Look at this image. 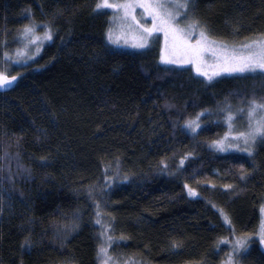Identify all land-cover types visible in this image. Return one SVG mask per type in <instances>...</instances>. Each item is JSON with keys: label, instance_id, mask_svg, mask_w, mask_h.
I'll use <instances>...</instances> for the list:
<instances>
[{"label": "trees", "instance_id": "obj_1", "mask_svg": "<svg viewBox=\"0 0 264 264\" xmlns=\"http://www.w3.org/2000/svg\"><path fill=\"white\" fill-rule=\"evenodd\" d=\"M98 3L0 0V72L17 77L0 89V264H101L108 246L117 264H220L223 247L240 264H264V146L250 157L212 145L228 104L233 113L264 99V76L208 81L164 64L158 43L116 47ZM195 5L220 38L264 34V0ZM31 24L48 25L52 40L8 58ZM197 117L193 132L186 122ZM235 236H252L243 258L219 243Z\"/></svg>", "mask_w": 264, "mask_h": 264}, {"label": "snow or ice", "instance_id": "obj_2", "mask_svg": "<svg viewBox=\"0 0 264 264\" xmlns=\"http://www.w3.org/2000/svg\"><path fill=\"white\" fill-rule=\"evenodd\" d=\"M191 0H185L180 3L178 0H140L138 5L130 4H112L108 0H101L97 4V10L102 7H109L113 9H121L125 12V18L130 16V9L139 6L145 10L153 19V25L151 28H145L139 24V21L135 20L134 16H131L133 23L141 29L145 35H151L152 32L162 31L165 36L171 35L173 40L172 49L169 50L167 47L161 55V60L165 63H180L185 62L172 58L177 52L183 57L189 58L186 62L197 63V71H200L199 62L204 54H210L213 59L220 61V70L226 72L235 73H259L264 76V35L260 39L251 41L239 47L229 46L226 43H222L216 39L211 38L208 32V25L198 19L191 20L186 28H182L178 23L179 12L172 11V8L182 9L185 12L184 18L188 17V9L190 7ZM171 5V7H170ZM191 7H196L195 3H191ZM39 25L31 24L26 25L22 31V37L28 43H32L34 40L39 41L41 39L51 40L52 30L48 25H45L47 29L43 37L37 36L36 29ZM193 33L198 35V39L195 44L191 43L188 39ZM111 39V37H109ZM138 47H144V43L137 45ZM208 81H212L214 77L220 75V71L203 72ZM17 79L16 76L9 77L3 72H0V89L9 88L13 82ZM231 105L228 104L225 109L227 113L226 120L231 127L234 116L231 111ZM239 112H247V130L238 133V135L232 138V142L225 143V141L218 140L214 143V147L218 151H228L231 148H236L246 152L250 157L257 155V147L264 146V99L257 100L252 98L248 101L247 108L238 109ZM200 115H203L201 113ZM199 117L196 121H187L186 127L195 132L200 124L198 122ZM227 139V137H226ZM243 144V148L240 145ZM255 164V161L253 160ZM243 169V166H241ZM242 179L246 178L242 171ZM187 187V186H186ZM231 187V186H227ZM91 195V192L89 193ZM190 195H196L195 191L189 189ZM99 209V204H97ZM221 214L223 215V211ZM261 213L264 214V207L260 209ZM97 217L100 216V212L97 211ZM224 220L227 223H231L226 215ZM101 221L97 219L96 224H100ZM77 225H73V230ZM260 242L264 244V223L261 224L259 230ZM108 241L111 242V237H107ZM219 243H230L233 249V254L236 257H242V253L246 254L249 251L248 238L236 237L232 241L221 240ZM178 244H173V247H178ZM23 248L31 249L32 241L28 238L25 239ZM98 256L104 260V264H108L111 257L108 256V250L105 247H100L98 250ZM243 258V257H242ZM227 264H240L239 260H234L232 256L228 258Z\"/></svg>", "mask_w": 264, "mask_h": 264}, {"label": "rangeland", "instance_id": "obj_3", "mask_svg": "<svg viewBox=\"0 0 264 264\" xmlns=\"http://www.w3.org/2000/svg\"><path fill=\"white\" fill-rule=\"evenodd\" d=\"M196 0H191V3H195ZM101 0H99V3ZM109 3L112 4H130V5H138L140 0H108ZM178 2L183 3L185 0H178ZM188 9V17L187 19L184 18L185 12L182 9H176L172 8V11L174 12H179L178 16V23L179 26L182 28H186L187 24L194 19H198L194 11H192V7ZM171 7V5H170ZM104 11H108L110 15V25L107 31V40L113 44L116 47L124 48V49H130V50H147L149 48H152L156 43L159 44V49H160V58L162 53L164 52L165 48L167 47L169 50L172 49L173 46V40L171 35L165 36V33L162 31H155L152 32L151 35H145L139 27L136 26L135 23H133L131 16L135 17L136 21H139L140 25H143L145 28H151L153 25V19L150 15H148L145 10L139 6H135L130 9V16L128 18H125V12L121 9H113L109 7H102L100 8ZM199 20V19H198ZM36 29V34L37 36L43 37L44 33L46 30L41 29V32L39 33ZM208 32L211 38L216 39L222 43H226L229 46H236L239 47L241 45H244L246 43H249L254 40H258L261 38L262 35L264 34H258L254 35L248 38L244 39H223L218 36H216L211 29L208 27ZM111 37V39H109ZM198 35L196 33H193L191 37L188 39L190 40L191 43L195 44ZM52 40V39H51ZM51 40H44L41 39L39 41L34 40L32 43H28L25 39L22 40V45L15 51L9 52L7 54V57L10 58V56L13 55V58L18 57L19 59H26V58H31L37 53L36 51H39L40 48L42 50L44 44L47 41ZM144 43V47H138L137 45ZM172 58L177 59V60H182L185 62H180V63H164L166 65H175L179 67H189L195 74L202 75L203 72H212V71H220V75L224 74H238L235 72H226V71H221L220 70V61L213 59V57L210 54H204L201 58V61L199 62V67L200 71H197V63H191V62H186L189 58L183 57L179 52H177ZM4 73V71H2ZM234 116V120L232 121L231 127L229 126L228 121L227 122V130L225 135L220 138L219 140L225 141V143H230L232 142V138L236 137L238 133L244 132L247 130V112H233L232 113ZM227 137V139H226ZM218 141V140H217ZM216 142V141H215ZM212 143L214 147V143ZM241 148H243V144L240 145ZM215 148V147H214ZM216 149V148H215ZM228 151H242L238 150L236 148H231ZM228 151H223V152H228ZM261 207H264V203ZM264 223V214L260 212V225L259 228L256 232V236L260 239L259 236V230L261 227V224ZM240 238H251L252 236H235ZM262 247L264 249V244H262ZM109 246L107 247V250H109ZM224 257L222 258V261L220 264H227L228 258L232 256L230 251L228 250V247H223L221 248ZM108 256L111 257L108 251ZM126 255H120V261L126 260ZM234 259V258H233ZM111 259L108 261V264H117V263H111ZM134 263V262H133ZM68 264V263H64ZM101 264H104V260L101 258Z\"/></svg>", "mask_w": 264, "mask_h": 264}]
</instances>
